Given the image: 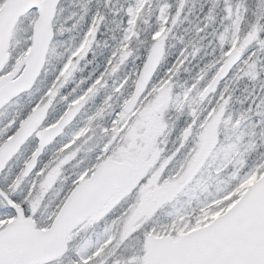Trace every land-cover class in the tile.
<instances>
[{"label": "snow or ice", "instance_id": "obj_1", "mask_svg": "<svg viewBox=\"0 0 264 264\" xmlns=\"http://www.w3.org/2000/svg\"><path fill=\"white\" fill-rule=\"evenodd\" d=\"M147 3L137 0V7L127 9L126 34L100 63L95 51L103 21L99 10L92 12L82 35L66 42L51 72L48 54L61 35L53 31L42 38L40 20L36 34L15 55L7 39H0V264H53L38 259L34 250L61 228L70 237L65 252L72 251L75 264H264V0L246 30L240 24L247 8L237 4L234 10L225 0V18L232 23L214 33L209 49L199 34L214 19L210 8L205 25L196 27L187 42L180 38L183 46L157 79L171 32L169 19L176 23L184 0L171 17L165 5L141 63L119 75L131 55L136 19ZM56 5L57 0H49L53 18ZM81 8L89 11L86 4ZM36 12L33 4L30 14ZM193 61L194 72L187 67ZM181 71L190 73L183 82ZM244 79L260 81L259 89H245L246 109L230 110ZM210 132L214 136L205 145ZM169 134L184 141L181 152L187 149L197 161L172 181L178 195L187 197L188 214L173 213L166 222L136 228L131 236L139 234V248L130 250L111 232L114 205L75 217L77 198L104 182L117 141L122 151L132 144L155 147L159 137ZM206 172V187L200 188ZM253 174L259 182L238 200ZM226 185L236 195L210 212L238 203L188 232L205 198L211 202L209 193L222 195ZM45 208L61 211L47 225L49 231L41 233L37 229L45 225L37 224L36 217ZM64 216L73 217L72 223L65 224ZM85 219L101 230L96 241L78 230ZM180 229L187 234L178 235Z\"/></svg>", "mask_w": 264, "mask_h": 264}, {"label": "rangeland", "instance_id": "obj_2", "mask_svg": "<svg viewBox=\"0 0 264 264\" xmlns=\"http://www.w3.org/2000/svg\"><path fill=\"white\" fill-rule=\"evenodd\" d=\"M6 0H0V9L2 5L5 3ZM75 0H60L58 3V6L56 8L55 16L53 18L52 22V28L53 31L58 30V33L60 35H63V25L67 21L66 17H68L69 12L73 11L74 8L77 6V4L74 2ZM91 1V0H86ZM229 2L232 4L233 9L235 10L237 4L242 5L243 7L247 8V13L240 24V28L242 30H246L250 23L254 22L255 15L258 13V2L259 0H229ZM107 3H110L109 12H107L111 16L110 24L114 25L113 31H117L121 29L122 27V34L119 39H117L116 43H114V46L117 45L121 38L126 34V29L129 27L128 20L130 17L127 15V9L129 7H137V0H114L110 2V0H107ZM176 6L172 11H176L177 7L180 6V1H175ZM124 4V5H123ZM185 1L183 3L184 6ZM168 5V11L167 14L170 16V8L171 5L167 1H164V3H161V0H148V3L144 5L143 11L139 13L138 18L135 22V32L137 35L133 36L130 41V49H131V55L127 59V63L123 65L121 73L119 75H123L125 72L124 67H128L126 72L132 71L137 65L138 62L141 63L142 58L144 56L145 50L148 47V45L151 43L149 40V37L151 36V33L154 32L157 27L160 24V15H161V9ZM183 6L180 12L181 14H184L186 16L188 12V7L183 10ZM187 6V5H186ZM106 12L103 16V21L106 20V18L110 17L108 16ZM125 16V21L121 22L119 19ZM155 16V19H154ZM37 18V12L31 13L28 12L26 15L22 16L19 21L17 22L11 36L9 50L10 54L15 55L17 52L21 51L27 44L29 37L33 35V25ZM186 17H183L181 20H183ZM180 20V22H181ZM213 20V19H212ZM170 21V19H169ZM78 22V23H77ZM77 25L80 29L83 31L86 29L88 22L84 18V16L80 15L79 21H77ZM198 22V21H197ZM196 22V24H197ZM75 23V25H76ZM231 20L227 19L224 23V27L222 29L219 28V32L223 31L225 26H231ZM172 23L169 22V26L171 27V32L169 33V38L165 45V60L162 61L161 66L157 69L156 74L154 78H159V76L163 75L166 68L171 64V62L175 59L176 55L178 54L179 50L183 46V42H187L191 37L196 35L195 31L191 32V34H187L185 31L186 28H182L183 30L180 31V33H176V30L172 28L170 25ZM179 24L178 22L175 23V25ZM220 25V24H219ZM61 27V28H60ZM194 27H200L198 24L197 26L194 25ZM212 28V27H209ZM154 29V30H153ZM63 30V31H61ZM73 31V29H72ZM80 32V31H79ZM214 32V31H213ZM218 32V33H219ZM190 33V32H188ZM214 33H217L214 32ZM199 35H202L200 33ZM208 32V34H204L202 36H206L208 38V41H201V44L208 46V48H211V45L209 44V41L214 40V34ZM180 38H183V42ZM188 38V39H187ZM61 40L56 43L55 48L49 52L48 54V61L46 64V68L49 72L54 71L55 61L58 59V54L64 50L65 42L64 40ZM204 49H201V54H203ZM140 59V60H139ZM196 62H192V64L187 65L193 72L195 71V65ZM190 73H186L181 71L179 80L183 82ZM261 79L264 80V74H262ZM245 81L243 83H248V88H240L241 85H238L235 97H238L239 100H235L232 103L231 109L233 111L239 112L243 109H246L249 106V100L244 99L245 96L248 95V92L245 91V89L252 90L255 86L256 89H259V83L260 81L252 82L247 79H244ZM11 108L8 109V112H11ZM214 136V133H209V136ZM117 147V146H116ZM115 147V149H116ZM114 149V150H115ZM195 164V161L192 165ZM214 166V165H213ZM207 176L208 173L206 172L204 177L201 179L200 184L198 187L205 188L207 184ZM222 179H227V177H223ZM258 179V177L253 174L249 177V180L246 184L242 186V190L239 194V197L244 193V191L254 182ZM227 185L225 186L224 194L220 195L217 193H209L211 198V202L207 203V198H205V207H202L199 209L198 217L196 224L193 225L192 228H188V231L193 230L197 227H200L203 225L205 221H208L209 219H214L218 214L223 213L225 210H227L230 206H227L225 208H219L216 212H210V209L216 207L217 205L223 203L225 199H228L232 195H236L235 189L227 190ZM172 195H168L170 197V200L160 208L157 212L153 214L145 213L146 208H141L137 211H130L127 212L124 215H118L116 214L115 219L111 222L110 228L111 232L113 233L115 240L119 243H124L126 247L131 249L133 245H135L137 248H139V234H137L136 237L131 236V233L135 231L136 228L140 227L141 225H144L146 227H150L153 223V221L159 220L160 222H166L170 219V214L177 213L180 215H186L189 211H191V206L187 204V197L178 195V193L174 190V185L171 190ZM238 197V198H239ZM235 201L232 202V204ZM57 209H47L41 211V215L36 217V223L39 225H45L44 227H47V225L51 222L54 215L57 213ZM153 215V216H152ZM185 227H187V222H185ZM78 230L80 231L81 235L87 239L90 238L92 241H96L97 239V233L101 230L94 227L92 225V222L85 221L83 224H81L78 227ZM185 234L184 229H180L178 231L179 234ZM75 256H73L72 251L65 252L60 258L53 261V264H75Z\"/></svg>", "mask_w": 264, "mask_h": 264}, {"label": "water", "instance_id": "obj_3", "mask_svg": "<svg viewBox=\"0 0 264 264\" xmlns=\"http://www.w3.org/2000/svg\"><path fill=\"white\" fill-rule=\"evenodd\" d=\"M59 2L60 0H57L56 8ZM33 4L37 5V18L35 22L37 20L41 21V37L43 38L48 33L53 32V17L49 15L48 8L49 0H6L0 9V39H7L8 48L12 32L18 20L22 16L30 12ZM45 18L47 22H45ZM35 22L33 25V35L36 34ZM108 160L110 161V163H108L104 168V182L77 198L75 205V217L87 215L88 213L93 212L102 205H105L106 203H110L111 205L115 206L123 197L129 194L133 187L136 185L138 178L129 163L117 162L113 159ZM258 182L259 178L254 181L239 198H242L245 194H247L249 189ZM238 200H236L230 207L238 203ZM230 207L223 213H226L230 209ZM60 211L61 210H59L57 215L54 217L52 223H55L56 218H58L60 215ZM72 220L73 217L64 216L63 222L65 224H70L72 223ZM193 230H190L188 232H191ZM37 231L46 233L49 231V229L38 228ZM67 238L68 237L63 233V229H58L54 238L45 240L35 248L34 255L40 260H56L64 254L65 241L67 240Z\"/></svg>", "mask_w": 264, "mask_h": 264}, {"label": "flooded vegetation", "instance_id": "obj_4", "mask_svg": "<svg viewBox=\"0 0 264 264\" xmlns=\"http://www.w3.org/2000/svg\"><path fill=\"white\" fill-rule=\"evenodd\" d=\"M126 66L124 67L125 72L128 69ZM132 115H136V113H132ZM170 118L173 122L177 119L175 114H172ZM149 119L150 124L155 126L156 121L151 117ZM212 138L211 135L208 137V139ZM116 146L113 155L107 159L129 163L138 178L130 193L114 207L113 210L118 215L140 210L143 206L146 208L145 213L157 212L170 200L168 195H172V181L175 180V177L182 174L189 166H195L197 163L190 151L185 149L184 152H181V149L184 148V141L177 140L176 136L172 134L159 137L155 147L132 144L122 151L120 141H117ZM116 152L121 153L118 159L113 158ZM177 152H181V155L177 156ZM194 161L195 164L192 165Z\"/></svg>", "mask_w": 264, "mask_h": 264}, {"label": "trees", "instance_id": "obj_5", "mask_svg": "<svg viewBox=\"0 0 264 264\" xmlns=\"http://www.w3.org/2000/svg\"><path fill=\"white\" fill-rule=\"evenodd\" d=\"M112 1L114 0H110V2ZM164 1H167L171 5L170 15H172L173 13L175 14L176 11H172L177 4L175 3V1H180V0H161V3H164ZM184 1L186 3L184 4V6L186 8L188 7V12L186 16L184 14H181V16H179L176 21L179 24L177 25L170 24L174 30L177 29L176 33H180V31L183 30L182 28H186L185 31L187 32V34H191V32L195 31L194 25L197 26L199 24L200 27H203L205 25L206 14L208 13L210 8L213 10L214 19L207 22L208 24L207 29L205 32H202V35L206 33L208 34V32H210L213 35L214 32L216 31L217 33L219 32V28L222 29L224 27V23L227 20V18H225L226 14L224 11L225 0H184ZM74 2L77 4V6L74 8L73 11L69 12L68 17H66L67 21L62 26L64 31L61 30L63 31V35H61L60 38H63L62 40H64L65 43L70 41L73 38H76V37L78 38L79 35H82V29H80L79 26L77 25L78 23L77 21H79L80 15L84 16L86 21L89 23L92 12L99 10L101 14L104 15L105 12L106 13L109 12V7H110V3H107V0H91V1L75 0ZM81 4H86V7L88 8L89 11L85 12V10L81 8ZM184 6H183V10L185 9ZM108 16L110 15L108 14ZM183 17H186V18L181 20ZM106 19L108 21L106 20L102 21L99 27V32L97 34L98 45L95 46V51L97 53L96 55L97 63H100L102 59L107 56V54L111 50V47L114 46V43H116L117 39H119L122 34V27L120 30L117 29L116 32L113 31L114 25L109 23L111 20V16ZM125 19L126 17L122 16L119 19V21L121 20V22L122 21L124 22ZM154 19H155V16H154ZM169 22L171 23V19ZM209 27H212V28H209ZM54 31L58 33L57 28ZM204 37L205 39H203L202 41H205V42L208 41V38L206 36ZM89 58L91 59V53L89 54ZM101 67H102V63H101ZM89 68H91V65L89 66ZM86 72H87V69H86ZM244 81L245 80H243L242 83ZM242 83H239V85H241ZM240 88H248V83H243L242 87Z\"/></svg>", "mask_w": 264, "mask_h": 264}, {"label": "bare ground", "instance_id": "obj_6", "mask_svg": "<svg viewBox=\"0 0 264 264\" xmlns=\"http://www.w3.org/2000/svg\"><path fill=\"white\" fill-rule=\"evenodd\" d=\"M211 139H208V141L205 142V145L210 141Z\"/></svg>", "mask_w": 264, "mask_h": 264}]
</instances>
